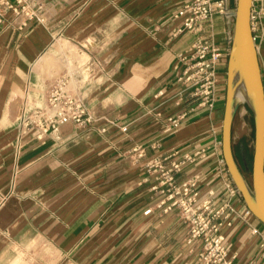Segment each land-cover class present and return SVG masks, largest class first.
Instances as JSON below:
<instances>
[{"label": "crops", "instance_id": "0c3cea01", "mask_svg": "<svg viewBox=\"0 0 264 264\" xmlns=\"http://www.w3.org/2000/svg\"><path fill=\"white\" fill-rule=\"evenodd\" d=\"M11 2L36 17L23 27L6 8L0 25V264H199L202 242H189L182 210L171 207L174 186L163 185L183 163L175 188L196 181L198 204L231 201L222 147L229 57L219 66L214 110L191 113L177 105L180 57L198 40L178 33L175 15L186 0ZM212 26L205 33L226 46L225 19ZM254 36L264 80V17ZM63 42L78 49L75 66L85 61L74 71ZM61 77L74 82L92 125L65 124L43 140L37 130L23 135L24 118ZM249 110L240 107L235 118L239 150ZM185 112L186 123L171 129L169 120ZM140 147L143 158L134 152ZM232 204L237 215L224 229L230 257L264 264V224Z\"/></svg>", "mask_w": 264, "mask_h": 264}, {"label": "built area", "instance_id": "2783aa9c", "mask_svg": "<svg viewBox=\"0 0 264 264\" xmlns=\"http://www.w3.org/2000/svg\"><path fill=\"white\" fill-rule=\"evenodd\" d=\"M8 11L17 20H24L23 27L36 17L35 9L19 2L15 5L11 0H0V25L7 22ZM217 16L223 17L227 26L226 46H220L214 39V34L205 33L206 27L212 26ZM264 17V0H254L251 25L253 33L262 31ZM175 19L183 23L179 34L189 32L198 36V40L188 54L180 57L185 65L179 83L183 90L178 94L177 105H187L191 113L206 110L212 112L217 102L220 87V63L230 54L233 31L236 19V9L232 8L229 0H186L183 7L176 13ZM255 37V36H254ZM256 40V39H255ZM189 113L185 112L176 119H170L171 129H180L188 120ZM74 124L81 128L89 127L93 119L85 105L82 96L77 92L74 82L67 77L57 79L48 92L46 104L33 110L21 123L22 134L37 130L38 138L43 140L47 134L55 133L62 125ZM126 130V129H125ZM139 158L146 155L143 147L134 149ZM191 162L192 158L186 157ZM183 163H175L164 180V187L174 186V197L171 207H179L189 226V242H202L199 254V264H234L226 245L224 229L233 225L237 208L232 200H238L247 209V215L252 212L247 208L242 194L233 182L226 183V189L231 201L216 206L213 200L198 204L200 196L197 182L192 181L184 186L175 188L174 174L181 171ZM162 169L163 167L158 166ZM259 234L258 230L254 231ZM264 247V243L262 245ZM247 264H256L250 262Z\"/></svg>", "mask_w": 264, "mask_h": 264}, {"label": "water", "instance_id": "95a60500", "mask_svg": "<svg viewBox=\"0 0 264 264\" xmlns=\"http://www.w3.org/2000/svg\"><path fill=\"white\" fill-rule=\"evenodd\" d=\"M254 0H237L233 40L227 71L226 108L223 123V157L228 172L253 215L264 224V80L256 40L251 25ZM251 110L255 122L253 184L245 179L237 163L233 128L242 102Z\"/></svg>", "mask_w": 264, "mask_h": 264}, {"label": "rangeland", "instance_id": "374dc122", "mask_svg": "<svg viewBox=\"0 0 264 264\" xmlns=\"http://www.w3.org/2000/svg\"><path fill=\"white\" fill-rule=\"evenodd\" d=\"M62 48L65 49V56L69 60H74L76 64V57L79 56V51L78 49L73 48L70 46L67 42L62 43ZM85 63L79 62L75 67H72V70L74 71L75 69H78L80 66H82ZM225 88L227 89V75L225 76ZM248 105L243 102L241 104L242 108H246ZM249 108V107H248ZM250 114H248L249 117V128L245 132V138L243 142V147L239 150L240 143L242 142V136L241 133V128H239L236 124V139H235V145H234V150H235V156L237 163L239 164L242 173L247 177L248 181L253 184V163H254V154H255V140H256V135H255V122L253 124V114L251 110H249ZM235 126V122H234ZM234 143V140H233ZM242 144V143H241Z\"/></svg>", "mask_w": 264, "mask_h": 264}, {"label": "bare ground", "instance_id": "6f19581e", "mask_svg": "<svg viewBox=\"0 0 264 264\" xmlns=\"http://www.w3.org/2000/svg\"><path fill=\"white\" fill-rule=\"evenodd\" d=\"M70 64H71L72 67H75L74 60H70ZM238 100L241 101L242 103L245 102V97H244V95L242 93L238 95Z\"/></svg>", "mask_w": 264, "mask_h": 264}, {"label": "trees", "instance_id": "16d2710c", "mask_svg": "<svg viewBox=\"0 0 264 264\" xmlns=\"http://www.w3.org/2000/svg\"><path fill=\"white\" fill-rule=\"evenodd\" d=\"M244 175V174H243ZM244 177H245V179L248 181V179H247V177L244 175ZM248 183L250 184V185H252L249 181H248Z\"/></svg>", "mask_w": 264, "mask_h": 264}]
</instances>
